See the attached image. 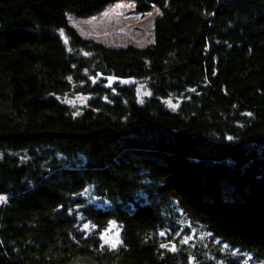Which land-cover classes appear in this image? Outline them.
Listing matches in <instances>:
<instances>
[{"label": "trees", "instance_id": "1", "mask_svg": "<svg viewBox=\"0 0 264 264\" xmlns=\"http://www.w3.org/2000/svg\"><path fill=\"white\" fill-rule=\"evenodd\" d=\"M121 1L159 11L151 44L68 24ZM0 195V264H264V0H0Z\"/></svg>", "mask_w": 264, "mask_h": 264}, {"label": "rangeland", "instance_id": "2", "mask_svg": "<svg viewBox=\"0 0 264 264\" xmlns=\"http://www.w3.org/2000/svg\"><path fill=\"white\" fill-rule=\"evenodd\" d=\"M158 16L159 11L154 7L147 13H138L130 1H121L107 6L101 13L90 18L80 19L71 15H67L66 18L69 26L75 29L83 39L107 47L120 48L131 45L140 48L153 42L154 21ZM95 82V79H91V84ZM91 89L92 85H89L88 92H73L62 96L59 100L69 106L71 112L78 115L87 106V102L92 96ZM114 89L109 92L115 94ZM134 92L138 102L142 103L150 96L148 82L146 80L136 82ZM103 99H107V97L103 96ZM178 103L179 99L167 98L164 100L165 106L170 110H175ZM117 231L116 228H113L108 233L109 237L115 239L114 233Z\"/></svg>", "mask_w": 264, "mask_h": 264}, {"label": "snow or ice", "instance_id": "3", "mask_svg": "<svg viewBox=\"0 0 264 264\" xmlns=\"http://www.w3.org/2000/svg\"><path fill=\"white\" fill-rule=\"evenodd\" d=\"M150 15V13H149ZM61 34H63V30H61ZM66 42H67V39H66ZM71 79V78H69ZM113 78H109V82L111 84V80ZM250 115V113H249ZM229 139H232L231 137H229ZM7 200V197L4 196V195H0V203H3V202H6ZM89 227V225H85L84 228L87 230ZM92 227H96V225H92ZM116 227V222L113 220V221H109L108 222V227H106L101 233H100V237L102 240H104L105 243L109 244L111 248L115 249L118 244L121 243L120 239H119V232H115L114 235H115V239H112L109 237L108 233L112 231L113 228ZM167 234V231H161L159 232V235L160 236H165ZM176 236H180L181 233L180 232H176L175 233ZM192 239L191 236H184L179 242L181 244H187L190 240ZM101 247H103V245H101ZM160 248L162 249H167L168 251H172V252H177L178 249H177V245L176 243H174L173 241H168L167 243H161L159 245ZM228 247V245H224V248L221 249L222 251L224 249H226ZM236 253L234 252L233 255H235ZM188 260H189V264H195V257L194 256H189L188 257ZM220 264H223V262H220ZM244 264H247V261L244 262Z\"/></svg>", "mask_w": 264, "mask_h": 264}, {"label": "water", "instance_id": "4", "mask_svg": "<svg viewBox=\"0 0 264 264\" xmlns=\"http://www.w3.org/2000/svg\"><path fill=\"white\" fill-rule=\"evenodd\" d=\"M100 82V87L103 90H110L115 86H118L120 88H126L135 85L136 81L132 77H118L114 75H103L101 73H98L97 75ZM109 78H113L111 80V84L109 82Z\"/></svg>", "mask_w": 264, "mask_h": 264}]
</instances>
